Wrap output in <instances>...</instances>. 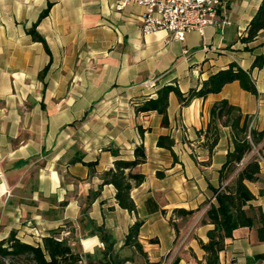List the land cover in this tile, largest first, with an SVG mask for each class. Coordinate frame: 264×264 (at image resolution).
<instances>
[{
    "label": "crops",
    "instance_id": "1",
    "mask_svg": "<svg viewBox=\"0 0 264 264\" xmlns=\"http://www.w3.org/2000/svg\"><path fill=\"white\" fill-rule=\"evenodd\" d=\"M122 1L0 0V240L15 231L21 241L41 244L61 228L58 237L79 251L80 264H171L175 258L207 264L199 239L207 240L213 224L200 219L215 201L210 186L219 185L232 143L230 128L219 125L209 152L200 131L223 98L251 116L254 127H264V66L251 68L256 55L264 56V31L242 40L261 0H223L215 24L182 40L167 30L143 34V7ZM35 23L46 45L28 32ZM231 62L250 70L257 94L232 81L182 105L172 91L167 125L155 110L136 111L160 86L198 89ZM159 135L173 138L172 151L157 145ZM140 144L146 161L132 171L144 179L132 185L136 211H128L101 174L116 159L134 158ZM251 157L250 151L243 162ZM245 184L254 196L249 202L264 210V160ZM175 208L196 211L182 216ZM82 217L102 227L104 238L83 235ZM137 219L142 250L125 244ZM218 257L220 264H264V242L240 226Z\"/></svg>",
    "mask_w": 264,
    "mask_h": 264
},
{
    "label": "trees",
    "instance_id": "2",
    "mask_svg": "<svg viewBox=\"0 0 264 264\" xmlns=\"http://www.w3.org/2000/svg\"><path fill=\"white\" fill-rule=\"evenodd\" d=\"M51 6L48 2L39 19L44 17ZM261 31H264V0H261L254 15L250 19L244 42L252 41ZM34 40L46 45L44 37L36 30V23L28 29ZM264 66V56L256 55L251 68ZM232 81H238L240 87L252 94H257L256 85L250 75V70H245L236 62H231L210 74L203 80L198 89L181 92L173 84H164L156 89V96L149 97L135 106L136 111L155 110L162 116V125L168 124L167 107L170 92H174L182 105H186L193 97H205L209 93H217L222 87ZM219 125L228 126L231 132L232 148L227 151L225 160L219 168V185L210 186L215 200L209 201L207 208L200 219L201 223H212L213 227L206 231L207 240L199 239L200 247L205 252L207 264H220L218 253L224 248V240L232 235V231L240 226L254 229L256 239L264 242V210L259 204L249 202L254 198L245 184V180L259 172V161L251 157L243 162L246 155L252 150L253 145L262 144L264 149V127L258 129L251 123V116L243 114L240 107L229 103L225 98L220 99L210 108V121L203 133L209 152L212 151L219 139ZM143 133V129L140 128ZM174 140L169 135H159L157 145L172 151ZM146 161V150L143 144L134 148V158L116 159L114 166L102 172V183H111L115 187V198L120 207L128 211H136V204L131 197L130 190L133 184H138L144 179V174L132 171L138 164ZM92 165V163H88ZM158 176L163 172L157 171ZM196 210L175 208L174 212L182 216H191ZM83 235L97 234L100 238L103 228L95 226L92 220L82 217ZM172 225L175 222L170 219ZM142 220H135L129 227L125 237V244L132 245L138 250L142 246L138 241V233ZM91 226L89 231H85ZM61 228L54 230L50 235L42 238L41 244H32L21 241L16 237L15 231L0 240V264H80L82 257L79 251H74L66 238H58ZM256 256L255 258H259ZM100 264H104L100 262ZM157 264V263H151ZM171 264H177V258ZM252 264V263H250Z\"/></svg>",
    "mask_w": 264,
    "mask_h": 264
},
{
    "label": "built area",
    "instance_id": "3",
    "mask_svg": "<svg viewBox=\"0 0 264 264\" xmlns=\"http://www.w3.org/2000/svg\"><path fill=\"white\" fill-rule=\"evenodd\" d=\"M124 1H132L143 7L140 25L143 34L167 30L171 32L173 38L182 40L189 31L196 30L202 33L206 26L215 24L223 0ZM124 1L118 5L124 4ZM146 86L152 87L153 82L147 81ZM251 153L258 161L264 160V149L260 144L253 145Z\"/></svg>",
    "mask_w": 264,
    "mask_h": 264
}]
</instances>
